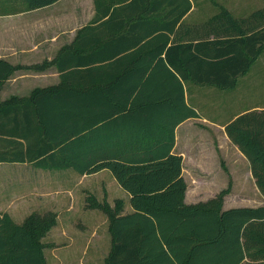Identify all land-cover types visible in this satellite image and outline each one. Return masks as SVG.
<instances>
[{
	"label": "trees",
	"instance_id": "1",
	"mask_svg": "<svg viewBox=\"0 0 264 264\" xmlns=\"http://www.w3.org/2000/svg\"><path fill=\"white\" fill-rule=\"evenodd\" d=\"M53 1L9 0L27 9ZM253 17L259 26L250 24ZM214 19L221 36L165 41L163 56L110 58L63 47L55 60L60 85L0 100V161L79 173L107 168L130 193L134 210L124 214L122 199L111 205L93 198L108 217L105 264H264V202L223 208L229 186L184 202L182 156L172 152L175 127L198 116L184 82L232 87L264 48V9L238 19L222 7ZM120 65L129 68L99 75L94 81L102 85L77 87L93 81L95 67ZM14 68L0 59V85ZM224 129L264 194V107L237 114ZM55 222L54 212H31L17 222L0 211V264H47L42 237Z\"/></svg>",
	"mask_w": 264,
	"mask_h": 264
},
{
	"label": "crops",
	"instance_id": "2",
	"mask_svg": "<svg viewBox=\"0 0 264 264\" xmlns=\"http://www.w3.org/2000/svg\"><path fill=\"white\" fill-rule=\"evenodd\" d=\"M5 1L0 0V59L6 60L15 68L1 82L2 101L11 95L27 96L35 87L60 85L61 69L57 67L55 60L63 47L75 45L77 54L110 58L163 56L165 41L169 44L221 36L223 33L220 32V21L215 20L214 15L222 7L238 19L248 18L256 9H264V0H55L29 9L19 2ZM260 23L261 20L257 17L250 20L252 26H259ZM127 68L129 67L124 65L95 67L92 70L93 81H80L77 87L96 86L99 83L102 85L103 82L94 81L99 75L106 71L117 73ZM188 82L192 83L188 85ZM130 84L127 81L123 86ZM201 84L207 83L190 80L184 82L187 102L189 86L194 90ZM236 115L237 113L233 117ZM193 118L199 119L196 116L188 117L175 127V142L172 147V152L182 156V175L187 182L184 202L206 200L231 182L224 194L223 208L263 203L264 194L256 185L248 162L244 177L240 176V171L237 172L239 167L236 168L235 164L230 168L231 181L228 178L223 181L218 174L208 173L206 151L200 141L193 140L192 135H189L195 132L204 134L208 129L200 126L194 132L190 129L191 132L186 133L187 127L181 128V125ZM204 119L206 118L202 116V120ZM225 123L215 125V128L223 129L220 135L224 140L221 139L219 146L231 141L224 129ZM182 133H186L184 144L180 142ZM232 144L246 157L236 144ZM1 163L28 167L27 172H21L27 176L21 179V184L29 187V194L33 198L38 195L43 198L49 194V198L57 199V191H41L40 186L44 184L39 181V177H35L34 170L44 169L43 167L30 161H0ZM187 169L190 171L189 175ZM47 170L51 173L59 170V173L69 172V176L73 175L71 182L77 185L76 189L68 188L64 191L68 206L63 208L61 220L57 219L56 224L46 232V238L42 237L47 264H105L104 257L111 246L107 214L101 208H74L73 201L75 196L82 195L78 206L83 207V199L88 198L89 192L98 200H107L111 205L120 198V213L124 214L134 210L129 200L130 193L107 168L91 173H79L71 167ZM98 174L109 177L99 179ZM189 176L192 177L191 180ZM254 201L257 203H252Z\"/></svg>",
	"mask_w": 264,
	"mask_h": 264
},
{
	"label": "rangeland",
	"instance_id": "3",
	"mask_svg": "<svg viewBox=\"0 0 264 264\" xmlns=\"http://www.w3.org/2000/svg\"><path fill=\"white\" fill-rule=\"evenodd\" d=\"M190 83L192 82H188V85ZM188 94V102L191 105L194 104L198 112V116L196 117L199 119L193 118L184 124L182 123L181 128L187 127L186 133H190V129L193 131L200 126L208 129L204 134H200L199 132L189 134L192 135L191 138L193 140L197 139V141H200L202 148L206 151L205 157L208 173L218 174L219 179L221 178L223 181L227 178L231 181L229 170L235 164L236 168L239 167L237 168V172L240 171V176L244 177L249 164L247 158L243 157L235 149L231 141H228L225 145H222V143L219 146L221 139H223L220 135L223 129L222 127L215 128V125L225 123L233 118L236 113L245 111L244 109L264 107V50L262 49L261 53L252 62L248 71L238 76L234 86L220 88L215 85L201 84L200 87L194 90L189 86ZM202 116L206 119L202 120ZM186 133H182L181 144L185 143L184 136ZM27 168L24 165L0 164V211H7L16 221H22L31 212L38 214L54 212L56 222L57 219L61 220L64 209L68 206V201L64 196L66 192L64 191H67L66 189L68 188H77V185L71 182L73 175L69 176V172L59 173L61 172L60 170L52 171L51 173L47 168L35 169V177H39V181L44 184L40 186L41 191H57L56 194L58 195L56 200L49 198V194L43 198H40L39 195L33 198L29 194V187L21 184V179L25 177L24 173L28 171ZM186 171L189 175L190 171L188 169ZM21 172L24 173L22 174ZM106 177L109 176L105 174L98 176L99 179ZM189 178L191 180L192 177L189 176ZM227 186L230 187L231 182ZM39 190L40 188H38ZM98 191H101V189L98 188ZM21 192L23 194H20ZM88 194V198L85 199L84 197V206L81 208L78 205L81 203L80 197L82 195L75 196L73 207L84 210L87 208H100L99 206L92 205L95 195L90 192ZM96 200L98 199L96 198ZM252 203H257V201ZM57 215H59L58 218ZM43 238L46 237L43 236Z\"/></svg>",
	"mask_w": 264,
	"mask_h": 264
}]
</instances>
